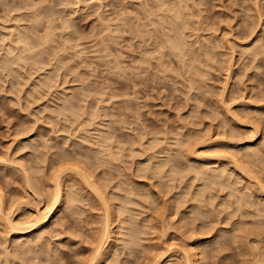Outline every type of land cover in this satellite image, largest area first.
<instances>
[{
	"label": "rangeland",
	"instance_id": "374dc122",
	"mask_svg": "<svg viewBox=\"0 0 264 264\" xmlns=\"http://www.w3.org/2000/svg\"><path fill=\"white\" fill-rule=\"evenodd\" d=\"M166 2L0 0V189L23 213L76 164L99 174L109 196L120 192L119 202L135 208L129 216L146 225L129 248L119 233L125 215L117 216L107 263L183 258L195 239L201 264H262L264 191L254 176L264 183V0H188L183 34L171 31L185 37L184 56L159 45L164 29L153 19ZM18 28L42 51L31 64L7 53L22 50L10 33ZM99 130L110 164L97 150ZM180 137L187 144L177 151ZM226 153L253 171L255 193L239 178L234 190L204 188L194 162L218 168ZM72 172L71 193L40 242L17 238L0 219V264L90 263L105 205Z\"/></svg>",
	"mask_w": 264,
	"mask_h": 264
},
{
	"label": "bare ground",
	"instance_id": "6f19581e",
	"mask_svg": "<svg viewBox=\"0 0 264 264\" xmlns=\"http://www.w3.org/2000/svg\"><path fill=\"white\" fill-rule=\"evenodd\" d=\"M186 3H188V0H179V2H176V0H167V2L165 4H162L160 7V13H161L160 16L156 15V17H154V19H153V21L155 20L154 23L161 25V27H163V29H164L163 37L166 38V40L162 37L161 39L162 40L164 39L163 43L161 42L162 44H159V45H164V44L166 45L168 42L169 45L168 44L167 45L169 47H171L173 50L178 51V54L182 55V56H184L186 53L184 50V44H185L184 38L185 37L181 36L180 38L175 39L174 34H172L173 33L172 30H174V32H179V31H181L179 29L184 28L187 25V23H188L187 22V14L185 11V4ZM176 30H178V31H176ZM171 31H172V33H171ZM10 33H11V37L13 40L15 38L14 35L16 34V38L14 41L21 44V46L20 45H18V46H20L19 48H22V50H21V52H19V51L15 52L17 48H14L15 49L14 50L12 48V46L10 48L8 47L9 48L7 50L8 55L9 56L11 55L12 58H14L15 61L18 63H25V62L29 61V59H30L29 62L31 64V60L33 59V57L35 55L40 54V52H42V51H39L38 53H36L37 50H40V49H36V51L34 49L35 54L33 53L34 52L33 51V45L27 41V38H28L27 33L25 31L21 30L20 28L17 29L16 33H14L13 31H11ZM182 34H183V32L181 31V35ZM159 41H160V39H159ZM211 44L219 45L220 41H219V39L212 40ZM249 53H255V51H249ZM35 57H37V56H35ZM33 62L35 63V65L33 64L34 66H36V65L39 66L40 61L36 60V62H39L38 64H36L35 60ZM10 64H12V63H10ZM47 76H49V75H47ZM45 78H46V76H45ZM45 82H47V80ZM65 100L67 101L68 98H65L64 102H65ZM61 105L64 106L63 103ZM57 106L58 107L56 109L60 110L59 113H61V112L66 113L67 112L65 106H64V108L63 107L61 108L60 105H57ZM67 115H69V114H67ZM106 133L107 132H105V130H99L97 137L99 138L98 145L100 147L98 146L99 149L97 148V150L100 151L98 153L100 154L99 156H100L101 161L103 158L105 163L109 162V164H110L111 158L112 159L114 158L113 157L114 153L112 151H108V150H107V152H105L106 149L105 150L103 149V147H104L103 144L107 139V137L105 136ZM176 143L178 144V148H177V151H178V150H180L179 146L181 145L182 147H184L183 145H186L187 141H186V139L180 137V138L176 139ZM181 151L184 152L183 150H181ZM103 153L105 155H103ZM229 154L230 155H227V153H226L222 156L223 158H226L228 160L225 161L224 164L222 163L220 165V167H218V168L210 167L208 165V164H210V160L209 161L205 160L203 162H194L193 170L197 174H199L201 176V178L204 180V186H205L204 188H210L211 186H213L215 184H219L221 186H229V187H231V189L234 190V188H237V186L235 187V184L238 183V179H236V178L241 179L239 181L244 180V182L247 181V183H248L249 179H250V181H252V180H254L253 178L255 177L256 178L255 181L259 184L258 186H260L259 188H262V191H264V183L256 175L255 176L253 175L252 170L248 171V169L245 166H243V162L241 159L242 156H237V155L231 154V153H229ZM251 156L254 158H258V151L257 150L252 151ZM166 162H167V158L164 159L163 161H160L158 163V168H161ZM20 165H22V167H24L23 163ZM65 166H66V168L64 167L63 170L60 171L57 174V176H55L54 184H53L52 189H50V192H49L50 195H49V198L47 199V201L43 203V200H41L40 204L37 203L36 205L29 203L27 210L23 213L18 212L19 206L17 204L16 205L12 204L10 207L8 206L4 191L0 189V219L2 220V222H4L5 225H8L10 227V229H13L16 231L17 238L26 239L27 242H30L34 238L33 235L37 238L36 242H40L44 238L43 235L45 234V229H44L45 226L50 225L51 221L57 217L58 212L61 211V209L63 207L65 199L67 198L68 194L71 193L67 189L68 186L66 184L65 176L68 174V172L73 171L81 179H83L87 183V185L90 187V189L103 201V203L105 205V211H104V215H103L102 224L99 228L100 233H99V236L97 238L98 240L96 241V243L93 246L94 253L90 258L89 264H103V263L105 264L108 262L107 259H109V253H111L110 249L112 248L110 246H111L113 241L118 240V238L116 237V234H118L117 228H119V227H120L119 233L123 232L122 237H123V239H125V244L127 243L126 245L129 246V248H131L132 245L136 244L139 240H142L143 233H146V231H145L146 225L144 223L142 224L141 222L134 221L135 220L134 217L129 216V213L131 211L135 210V208L131 205L130 202H128V204L127 203L122 204L121 202H119V200H121V199L118 198L116 194L120 193V192H116L115 195L112 194V196L111 195L109 196L107 193H105L103 191V188H102L103 182H101L99 185V181H98L99 174L96 175L97 177L94 176V178H93V175L88 170L80 168L76 164H74V165L67 164ZM251 171H252V173H251ZM31 179L32 178L29 175L28 182L30 183V185L33 182V181L31 182ZM100 179H101V175H100ZM235 179L237 180V182L235 181ZM252 185L253 184H250V182L246 185V186H248L247 188H249V192H250V186H252ZM35 186L36 185H34L33 189L35 188ZM253 191H254V189L252 188L251 192H253ZM249 192L242 193V197L243 198L247 197L249 195ZM251 192H250V194H251ZM35 193L40 196V192L37 189H35ZM254 193H255V191H254ZM73 198L75 199V197H72V199ZM131 201L133 202L135 200L133 199ZM119 215H121V216L125 215V217H124V219L122 218L123 221L120 223L119 227L116 228L114 223L116 221L117 216H119ZM121 224H122V226H121ZM122 237H121V239H122ZM201 245H202V242H197V241H195V239H193L189 243V249L184 251V257L183 258L176 256L174 254L168 255L167 253H158L157 257L159 259V262H157V263L154 262V264H174V263H177V264H201V259L199 256L200 251L198 250V248L200 249ZM173 248L174 247L171 245L168 246L169 250L173 249ZM196 248H197V250H196ZM107 255H108V258H107ZM257 259L262 264H264L263 263L264 262V252L263 251L259 252ZM260 259H262L263 262ZM106 260H107V262H106ZM107 264H109V263H107Z\"/></svg>",
	"mask_w": 264,
	"mask_h": 264
}]
</instances>
